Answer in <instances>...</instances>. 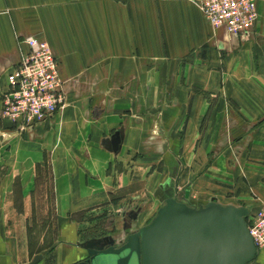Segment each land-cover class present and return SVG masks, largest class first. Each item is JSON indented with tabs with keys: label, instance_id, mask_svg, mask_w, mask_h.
Returning a JSON list of instances; mask_svg holds the SVG:
<instances>
[{
	"label": "crops",
	"instance_id": "obj_1",
	"mask_svg": "<svg viewBox=\"0 0 264 264\" xmlns=\"http://www.w3.org/2000/svg\"><path fill=\"white\" fill-rule=\"evenodd\" d=\"M255 9L252 29L235 35L212 29L193 0H0V109L25 35L49 45L66 96L16 150L15 127L0 117V192L18 176L27 194L48 157L55 218L67 233L48 251L52 264L84 255L77 223L66 219L73 203L138 201L174 177L186 200L206 202L214 187L208 196L246 208V219L264 202V0ZM15 152L27 167L15 166ZM228 193L240 203L223 200ZM131 210L126 226L119 215L122 231L139 220L141 206ZM26 246L23 213L0 212V264L29 263ZM255 254L264 264V247Z\"/></svg>",
	"mask_w": 264,
	"mask_h": 264
},
{
	"label": "water",
	"instance_id": "obj_2",
	"mask_svg": "<svg viewBox=\"0 0 264 264\" xmlns=\"http://www.w3.org/2000/svg\"><path fill=\"white\" fill-rule=\"evenodd\" d=\"M119 140L115 132L108 149L115 151ZM170 184L171 178H166L159 185L169 186L148 222L129 232L118 246L107 237L81 242L83 258L88 256L89 264H245L253 259L256 248L244 221L246 208L213 199L188 204L175 197L177 177ZM135 216L136 212L131 218ZM39 258L34 255L28 264Z\"/></svg>",
	"mask_w": 264,
	"mask_h": 264
},
{
	"label": "rangeland",
	"instance_id": "obj_3",
	"mask_svg": "<svg viewBox=\"0 0 264 264\" xmlns=\"http://www.w3.org/2000/svg\"><path fill=\"white\" fill-rule=\"evenodd\" d=\"M193 3H195L194 0ZM29 129L30 128H28V130ZM24 130L25 129L13 128L14 134L16 133L15 137L17 139V142H14L15 150L16 147L21 143L20 138H22V134L26 132L27 134L25 136L28 137L30 133L28 130ZM1 142L5 143L3 140H1ZM14 157L16 163L15 166L17 167H22L23 165L24 167H27V164H29V162L27 163L28 160L25 159L26 155L22 153L15 152ZM48 161L47 155H44L41 162L35 166L33 182L30 184L28 191L29 194L28 192L27 194H21L18 176H14L13 179H11V184L8 186V188L3 189L0 192V212L8 213L9 211L11 213H23L25 217L26 247L29 256L28 258L31 259L33 255L42 256L44 254L46 257H48V262H46L48 264H52V256L48 251L52 249L59 238L66 240L67 233L66 231L61 233L62 231L55 218V203L53 201L52 195L53 182L49 171ZM194 172L195 171H193V173ZM4 176L5 166L0 164V182L5 180ZM176 192L177 195L175 197L178 200H184L188 204H198L190 200H186V198L180 194L178 189H176ZM214 192V187L207 189V194H205V197H208L207 199L215 200L216 198L208 196ZM194 195H191V197L194 198ZM223 198V200L240 203L236 200L237 198L234 199V197L229 193L226 196H223ZM163 199V191L156 188L154 196L143 190V193H141V197H139L138 201H135V199L131 201V198L126 197L125 199L118 201L115 199L111 202H77L73 203L74 209H72L70 212L67 210L66 219L77 223L78 239L75 243L78 247H82L80 245L81 242L87 240L90 237L93 238V236L107 237L111 242H113L115 238L116 240L114 241V244L118 245L120 244V241L124 240L125 236L129 232L135 231L138 229V226L140 227V225H143L149 221V219L154 215L156 209L162 204ZM137 205L141 206L139 220L133 221L130 227H127L124 231H122L119 215L124 216V213ZM149 213L151 214L147 217ZM247 219L245 215L244 220L246 223L248 222ZM16 220L17 219H15V221ZM4 236L8 240L12 238V236L7 234H4ZM261 258V254H255L253 259L245 264H261ZM38 263L39 261L36 264Z\"/></svg>",
	"mask_w": 264,
	"mask_h": 264
},
{
	"label": "built area",
	"instance_id": "obj_4",
	"mask_svg": "<svg viewBox=\"0 0 264 264\" xmlns=\"http://www.w3.org/2000/svg\"><path fill=\"white\" fill-rule=\"evenodd\" d=\"M212 29L244 35L256 18L255 0H194ZM19 42L17 62L6 75L7 90L2 96L0 117L19 129L51 118L66 103L58 62L49 45L34 35ZM246 228L254 247H264V202L248 217Z\"/></svg>",
	"mask_w": 264,
	"mask_h": 264
},
{
	"label": "flooded vegetation",
	"instance_id": "obj_5",
	"mask_svg": "<svg viewBox=\"0 0 264 264\" xmlns=\"http://www.w3.org/2000/svg\"><path fill=\"white\" fill-rule=\"evenodd\" d=\"M134 213V211H132L131 209H129L127 212H126V214L124 215V218H123V225H127V222H128V220H129V218L132 216V214ZM97 237V236H96ZM116 239L114 238V241H115ZM113 241V242H114ZM95 244V243H94ZM95 245H97V244H95ZM116 245V244H115ZM119 245V244H118ZM118 245H116V246H118ZM88 256H85V258H87ZM85 258H83V257H79V259L78 260H84ZM86 260V259H85Z\"/></svg>",
	"mask_w": 264,
	"mask_h": 264
},
{
	"label": "trees",
	"instance_id": "obj_6",
	"mask_svg": "<svg viewBox=\"0 0 264 264\" xmlns=\"http://www.w3.org/2000/svg\"><path fill=\"white\" fill-rule=\"evenodd\" d=\"M245 221V220H244ZM78 262V263H77ZM74 263V262H73ZM72 263V264H73ZM74 264H89L88 261H86L85 259L84 260H78L76 261Z\"/></svg>",
	"mask_w": 264,
	"mask_h": 264
}]
</instances>
